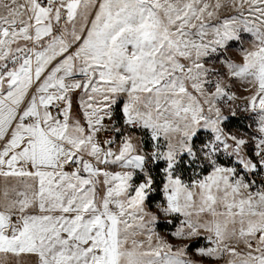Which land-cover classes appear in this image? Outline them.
Segmentation results:
<instances>
[{
	"label": "snow or ice",
	"instance_id": "1",
	"mask_svg": "<svg viewBox=\"0 0 264 264\" xmlns=\"http://www.w3.org/2000/svg\"><path fill=\"white\" fill-rule=\"evenodd\" d=\"M193 245L264 264V0H0V264H195Z\"/></svg>",
	"mask_w": 264,
	"mask_h": 264
},
{
	"label": "rangeland",
	"instance_id": "2",
	"mask_svg": "<svg viewBox=\"0 0 264 264\" xmlns=\"http://www.w3.org/2000/svg\"><path fill=\"white\" fill-rule=\"evenodd\" d=\"M243 47H246V48L251 47V39L248 36H246L244 39ZM224 56L238 63L242 61L240 47L239 45H236V44H233L232 46H230L228 50L224 53ZM211 63L215 64V67L217 70L221 72L224 71V68L222 67L220 61H212ZM228 83L230 84V91L235 93L236 97H238L234 101H231L230 104L233 107H235L236 105H243L244 100L242 99V97L244 93H247V91H245L246 86L242 85L239 81H235V80H230L228 81ZM237 111H238V117L236 118V120L240 121V123H237L235 128H227V130L238 136H243L247 138L248 136L252 135L255 130L254 117H252L249 113L239 111V109H237ZM161 167H163L162 164H161ZM190 175L191 173L186 172L184 174V179L187 181ZM159 179L161 180L162 177L157 175V180ZM161 198L162 197L160 196L159 200L153 201L151 205L149 204V207L151 208L152 211H156L155 203L159 202ZM160 219H161V223L158 227V231L160 232V234L164 236L166 239L170 240L174 244L179 243L178 241L174 240L169 235V231L171 230L172 226L164 222L165 218L163 216H161ZM199 244L204 245L205 241L201 240L199 241ZM194 248H195V245H193V249H190L189 251L191 254V258L193 259L195 264H227V257L223 259L200 257L195 253ZM28 260L29 259H25V261H28Z\"/></svg>",
	"mask_w": 264,
	"mask_h": 264
},
{
	"label": "trees",
	"instance_id": "3",
	"mask_svg": "<svg viewBox=\"0 0 264 264\" xmlns=\"http://www.w3.org/2000/svg\"><path fill=\"white\" fill-rule=\"evenodd\" d=\"M237 123H240V121H237L236 119H233L229 123L228 128H235ZM160 181H161L160 179L157 180L158 184L160 183ZM159 198H160V195L158 194V195L154 196L152 199H150L148 203L151 205L153 201L159 200Z\"/></svg>",
	"mask_w": 264,
	"mask_h": 264
},
{
	"label": "crops",
	"instance_id": "4",
	"mask_svg": "<svg viewBox=\"0 0 264 264\" xmlns=\"http://www.w3.org/2000/svg\"><path fill=\"white\" fill-rule=\"evenodd\" d=\"M247 95H248V92H247V93H244L243 97H244V96H247ZM77 97H78V93H77L76 96L73 97L74 102L76 101ZM73 111L76 112L77 114H79V109H78V107L76 106L75 103H74ZM255 127H256V125H255ZM24 259H30V258H28V257H24Z\"/></svg>",
	"mask_w": 264,
	"mask_h": 264
},
{
	"label": "built area",
	"instance_id": "5",
	"mask_svg": "<svg viewBox=\"0 0 264 264\" xmlns=\"http://www.w3.org/2000/svg\"><path fill=\"white\" fill-rule=\"evenodd\" d=\"M228 103H230V102H228Z\"/></svg>",
	"mask_w": 264,
	"mask_h": 264
}]
</instances>
